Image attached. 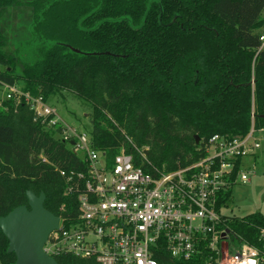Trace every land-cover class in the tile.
<instances>
[{
    "label": "trees",
    "instance_id": "obj_1",
    "mask_svg": "<svg viewBox=\"0 0 264 264\" xmlns=\"http://www.w3.org/2000/svg\"><path fill=\"white\" fill-rule=\"evenodd\" d=\"M263 11L264 0H0V89L17 85L45 100L70 91L92 105L98 151L114 157L148 147L152 162L175 169L200 157L196 135L247 134L253 107L264 128ZM23 32L32 60L13 44ZM33 118L25 100H0V217L28 205L29 190L44 192L55 215L63 205L76 215L59 170L86 165ZM229 199L230 192L220 203ZM226 226L233 240L264 251L263 213L232 216ZM8 246L0 228V264L16 262ZM56 260L99 264L74 255Z\"/></svg>",
    "mask_w": 264,
    "mask_h": 264
},
{
    "label": "built area",
    "instance_id": "obj_2",
    "mask_svg": "<svg viewBox=\"0 0 264 264\" xmlns=\"http://www.w3.org/2000/svg\"><path fill=\"white\" fill-rule=\"evenodd\" d=\"M259 41L257 54L264 50V30ZM11 98L25 100L34 121L53 129L86 165L83 171L59 170L66 195L76 198L79 211L72 215L65 205L60 208L59 226L44 244L52 258L74 255L99 264H166L157 258L168 254L182 261L199 258L205 264H264V251L232 239L226 226L232 216L223 212L230 199L220 203L233 184L250 180L245 159L260 149L257 133L264 131L255 124L254 107L247 134L216 133L201 139L200 157L170 170L149 159L148 147L121 149L114 157L98 151L91 132L68 125L41 95L6 84L0 100Z\"/></svg>",
    "mask_w": 264,
    "mask_h": 264
},
{
    "label": "rangeland",
    "instance_id": "obj_3",
    "mask_svg": "<svg viewBox=\"0 0 264 264\" xmlns=\"http://www.w3.org/2000/svg\"><path fill=\"white\" fill-rule=\"evenodd\" d=\"M25 35L26 33L23 32L21 36L15 37L13 44L19 49L18 56L32 60L34 54L32 56L31 52L30 56L28 55L31 48L24 44ZM0 70H5V65L0 64ZM18 71L20 68L17 67L16 72ZM2 95L3 88L0 89L1 98ZM49 103L58 109L59 115L68 125L79 132H91V103L75 96L70 91L57 92L50 97ZM257 135L260 138L261 147L254 156L245 159V171L250 174V180L248 182L238 181L230 187V200L223 208L225 215L244 217L254 212L264 214V131L258 132Z\"/></svg>",
    "mask_w": 264,
    "mask_h": 264
},
{
    "label": "water",
    "instance_id": "obj_4",
    "mask_svg": "<svg viewBox=\"0 0 264 264\" xmlns=\"http://www.w3.org/2000/svg\"><path fill=\"white\" fill-rule=\"evenodd\" d=\"M197 143L200 137L196 135ZM28 205L14 208L0 217V228L9 241L8 252L16 255L14 264H59L44 252L49 234L58 228L60 218L45 207L46 194L27 192Z\"/></svg>",
    "mask_w": 264,
    "mask_h": 264
}]
</instances>
